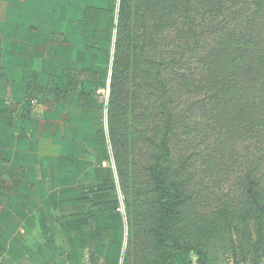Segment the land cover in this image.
<instances>
[{
    "label": "crops",
    "instance_id": "obj_1",
    "mask_svg": "<svg viewBox=\"0 0 264 264\" xmlns=\"http://www.w3.org/2000/svg\"><path fill=\"white\" fill-rule=\"evenodd\" d=\"M119 5L0 0V264L118 255L105 97Z\"/></svg>",
    "mask_w": 264,
    "mask_h": 264
},
{
    "label": "rangeland",
    "instance_id": "obj_2",
    "mask_svg": "<svg viewBox=\"0 0 264 264\" xmlns=\"http://www.w3.org/2000/svg\"><path fill=\"white\" fill-rule=\"evenodd\" d=\"M163 1H158L156 9L161 8L165 16L173 17L170 4L162 6ZM124 3L131 11L135 5L134 0L123 4L120 0L115 48L117 54L121 51L118 56H122V61L120 68L113 71L105 97L106 139L111 145V168L115 176L116 203L123 211L124 237L118 246L119 256H112L107 262L142 264V254L147 255L151 264H163L165 259L168 264H195L197 260L179 252L168 257L155 241L161 221L150 168L165 135L173 152L171 180L181 192V216L172 223L177 238L201 250L207 257L205 264H264V214L249 204L250 193L245 191L249 184L244 180L247 170L256 176L264 175V163L242 152L244 147L229 151L221 147L225 144L226 147L244 146L247 141L243 135L223 136L225 125L219 131L210 130L214 124L208 128L206 121H198L193 102L180 94L203 79L205 69L199 70L192 61H185L189 66L175 64L173 70L179 74L168 77V83L161 79L167 78L165 70L170 68L167 63L161 68L163 76L159 78H154L151 71L149 76L144 75L148 69L143 64L135 68L131 40L121 39L122 29H127L131 38L129 30L133 20L119 19V15H131L130 9L128 13L125 11ZM180 21L175 23L179 29ZM171 34L172 38L176 37V32ZM126 55L131 56L133 62ZM148 60L152 66L153 60ZM168 70L170 74L172 69ZM169 91L177 93L170 96ZM252 94L259 97L257 91ZM213 115L210 110L204 114L208 120ZM219 136L223 140L217 146L214 142ZM252 144L257 145V142Z\"/></svg>",
    "mask_w": 264,
    "mask_h": 264
},
{
    "label": "trees",
    "instance_id": "obj_3",
    "mask_svg": "<svg viewBox=\"0 0 264 264\" xmlns=\"http://www.w3.org/2000/svg\"><path fill=\"white\" fill-rule=\"evenodd\" d=\"M124 1L128 2L122 0V4ZM158 1L134 0L133 11L124 3L125 11L128 13L130 9L131 15H119V19H133L129 30L131 38L127 29H122L121 39L131 40L135 68L143 64L148 69L144 75L149 76L151 71L154 78H159L163 73L161 68L167 63L168 69H172L171 75L166 69L167 78L161 79L168 83V77L179 74L173 70L175 64L189 66L185 61H192L199 70L205 69L204 78L180 94L193 102L198 121H206L208 128L214 124L210 130L219 131L225 125L223 136L243 135L247 141L244 146L226 147L225 144L221 147L226 151L244 147L242 152L264 163V0H164L162 6L170 4L173 17L165 16L161 8L156 9ZM179 19L181 29L175 27ZM173 32H176L175 38H172ZM119 53L121 55V51L118 54L116 51L114 72L121 65ZM126 57L133 62L131 56ZM148 59L153 60L152 66ZM253 91H257L259 97L254 96ZM167 93L173 96L177 92ZM209 110L214 115L208 120L204 114ZM221 136L215 145L223 140ZM158 150L150 168L161 221L155 241L168 257L179 252L190 259L196 257L195 264H205L207 257L201 250L175 235L172 223L174 218L181 216V192L171 180L173 152L167 136H163ZM249 171L244 172V180L249 184L245 186V191L250 193L249 204L264 214V175L256 176ZM140 259L142 264L152 263L148 262L147 255L142 254ZM163 264H168V260Z\"/></svg>",
    "mask_w": 264,
    "mask_h": 264
}]
</instances>
